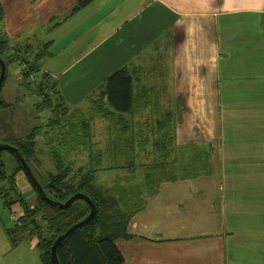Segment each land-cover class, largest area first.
I'll list each match as a JSON object with an SVG mask.
<instances>
[{
  "label": "crops",
  "instance_id": "1",
  "mask_svg": "<svg viewBox=\"0 0 264 264\" xmlns=\"http://www.w3.org/2000/svg\"><path fill=\"white\" fill-rule=\"evenodd\" d=\"M57 4L59 14L68 11ZM96 4L66 24L87 32L77 35L79 55L62 70L44 71L68 102L59 74L75 69L70 80L85 82L84 94L126 66L135 98L127 121L153 122L149 113L164 114L157 127L169 120L168 136L157 139L159 180L146 198L150 137H130L137 151L126 169L127 200L143 204L128 222L131 237L117 241L124 264H264L247 250L264 240V166L244 169L251 160L264 162V0H104L94 12ZM82 96H74L76 105ZM104 137H97L101 145ZM206 144L208 170L197 164ZM243 220L257 227L243 228Z\"/></svg>",
  "mask_w": 264,
  "mask_h": 264
},
{
  "label": "rangeland",
  "instance_id": "2",
  "mask_svg": "<svg viewBox=\"0 0 264 264\" xmlns=\"http://www.w3.org/2000/svg\"><path fill=\"white\" fill-rule=\"evenodd\" d=\"M58 1H60L61 5H69L68 11L65 14H59L61 9L58 10ZM96 2L94 12L101 10L100 7L104 3V0H96ZM75 3L76 0H0V6L3 7L1 28L4 35L19 46L30 47L28 55L24 49L22 53L21 51L20 53L17 51L19 55L18 64H12L8 68L1 94L7 101L13 102V106L7 110H0V143L12 144V138H23L33 128L39 126L40 131L38 135L40 136V140L38 141L37 139L39 148L38 162L32 159V165L40 178L48 177L49 174L55 172L56 168L51 151L57 149L65 160L67 162L70 161L75 167L93 164L94 167L100 170L97 173L98 184L105 188H110L116 179L122 181L123 184L127 182L129 175H127L126 169L129 163H131L129 161L132 158L131 154L137 151V146L132 145V140L130 139L132 134L150 137L149 150H151V155L148 153L146 156L143 155V157L145 162L150 165L152 164L151 167H153L154 162L157 161V139L160 136L157 133L156 120L163 117L164 114L149 113L147 114L148 119L153 122L136 123L135 125L130 124L131 120L130 122L127 121L126 116L131 117V115L117 113L115 114V118H113L114 120H109L107 117L101 115L102 113L98 112V107L94 105V101L98 99V89L87 91L88 88H83L84 94H82L80 84H84L85 82H79L78 85L75 82H71L70 75L75 69L63 75L64 77L59 74L58 79L64 82L65 93L71 100L68 101V104L74 110L79 111H69L66 114L51 110L52 108L46 109L43 112L37 111L35 104L41 101V89L38 87L39 78L37 76L41 71L37 72V74L30 73V81L26 82V77L22 76L21 70L28 72L29 66L33 62L40 65L42 70H62L63 67H67L79 55L80 51L74 53L81 43V40L77 43L78 33L75 32L77 26L74 28L66 26L67 22L72 18L70 16V9L73 8ZM101 17L107 18L108 16L103 12ZM86 33L81 31L78 36L82 37ZM69 38L70 42L74 44L71 48L68 47L67 42H63L64 39L68 40ZM40 53L44 57L41 60H37L35 57ZM79 95H83L82 101L79 102V105H76L74 96ZM103 107L114 111L107 102H103ZM83 108H87L91 112L82 111ZM90 116L93 119L95 118L94 121L91 118L94 126H97L98 123H103L111 127L110 134L108 127L104 130L98 128L92 129L93 135H89L88 142L93 144L95 153H103L97 156L96 163H94V157L90 159L89 152L81 155L77 152L82 149V145H79L80 141L84 140L86 143V140L83 137L82 130H78L80 135L77 134L76 123H80L81 118H88ZM120 116L124 117V121H118ZM134 116L140 118L143 114L135 113ZM51 119L59 120L60 127H54L50 123ZM177 119H179V115H177ZM95 132L97 135H94ZM102 135L105 137L101 146V141L97 137ZM109 137H111L110 140ZM199 147V152L203 153L205 151V154H208L206 149L201 151L204 147L208 148V144ZM181 153L182 157H185L188 151L183 152L182 150ZM0 160L6 163L5 168L9 173L8 181L12 180L14 175L11 174L16 170L18 165L15 161V156L11 151L4 150L0 153ZM259 161L251 160L245 163L244 169L256 171L257 165L264 166V162ZM155 169L153 167V170ZM203 169L208 170V166H204ZM13 180L16 183V187L18 185L19 192L25 196L26 201L34 209L37 196L25 173H17ZM149 186L152 188L155 185L149 184ZM121 191L117 195L119 199L124 200L127 191L125 189ZM142 195L146 198L148 197V192L144 191ZM129 204L134 206L132 202ZM2 205L0 204V264H43L40 258V250L36 246V236L31 237L30 240L23 239L18 245L13 246L9 236L5 232V227L16 224L20 217L24 215L25 207L16 205L14 209L9 211ZM81 205H84V203H81ZM255 221L243 220V223L246 225L242 227L255 229L257 227ZM237 232H240V229ZM245 244L247 245V241ZM240 250L243 251L242 248ZM247 250L249 256L256 263L261 261L264 257V240L249 242ZM251 263L254 264L253 262Z\"/></svg>",
  "mask_w": 264,
  "mask_h": 264
},
{
  "label": "trees",
  "instance_id": "3",
  "mask_svg": "<svg viewBox=\"0 0 264 264\" xmlns=\"http://www.w3.org/2000/svg\"><path fill=\"white\" fill-rule=\"evenodd\" d=\"M92 2L93 0H77L70 14L76 13ZM2 19L3 7L0 6V57L6 63L7 75L9 66L18 64L19 55L17 51L18 53L20 51L22 53L24 49L28 55L30 47L19 46L16 42L6 37L1 28ZM43 57L44 55L40 53L35 58L41 60ZM40 71L41 73L37 77L39 78L38 87L41 89V101L35 104L37 111L43 112L46 109L49 110V108L61 114H66L69 111H79L74 110L68 104L59 89L58 80L53 79L50 73L42 70L36 62H33L29 66L28 72L21 70L22 76L26 77V82L30 81V73L37 74ZM2 89L0 90V110H7L13 106V102L7 101L2 96ZM103 102H107L114 111L105 109ZM94 105L98 107V112L102 113L101 115L107 117L109 120H114L113 118H115V114L117 113L121 115L133 113L135 107L133 77L126 66L116 70L105 79L98 89V99L94 101ZM91 118L92 116L81 118L80 123H76L77 134L80 135L78 130H82L83 137L86 140V143L84 140L80 141L79 145H82V149L77 152H89L90 159L94 157V163H96L97 156L103 153L96 154L93 150V144L88 142L89 135H93V118L92 120ZM118 121H124V117L120 116ZM50 123L54 127H60V122L57 119H51ZM166 124H169V120L164 121L163 119L159 122L157 133L160 136H168L169 130L166 128ZM39 131L40 127L37 126L23 138H12L13 143L11 145L17 147L21 152L47 197L57 202H66L75 193H83L91 198L96 207L94 217L87 224L76 229L59 244L57 255L60 264H124V254L117 247V241L131 237L127 229L128 222L136 211L141 209L143 199L138 198L137 202L130 200L129 202H132L134 206L129 204L127 200L128 193L124 200L119 199L117 194H120L123 189L127 191V185H129L128 179L124 184L122 181L116 179L110 188H105L97 182V173L100 171L98 168L94 167L93 164L75 167L69 160L67 162L57 149L51 151L56 168L55 172L49 174L48 177L40 178L32 165V159L38 162L39 148L37 137L39 136ZM99 150L101 149L99 148ZM2 151L4 150H0V153ZM12 154L15 156L13 152ZM206 155L205 151L203 153L199 152L197 155V164L198 166L201 165V168L202 166H206L204 164ZM15 159L18 165L11 175L16 176L20 172L25 173L19 159L16 156ZM161 164L157 160L153 165L156 169L146 172L144 176L145 185L148 186L149 184L158 182V167ZM143 165L149 167L152 164L144 162ZM5 167L6 163L0 160V204H3L2 206L9 211L14 209L16 205L25 207V213L20 217L19 221L12 226L5 227V232L9 236L10 242L13 246H16L23 239L30 240L31 237L36 236V246L40 250L42 263L54 264L51 259V251L55 240L75 223L85 219L91 211L90 205L81 198L76 199L66 208L52 204L41 196L25 173L37 196L36 206L33 209L31 208V204L26 201L25 196L19 192L18 185L16 187V183L13 180L14 176L12 180L8 181L9 173ZM154 190L151 187L147 188L146 192H148V196ZM135 197L136 195H133L131 199H135ZM81 203H84V205H81Z\"/></svg>",
  "mask_w": 264,
  "mask_h": 264
},
{
  "label": "water",
  "instance_id": "4",
  "mask_svg": "<svg viewBox=\"0 0 264 264\" xmlns=\"http://www.w3.org/2000/svg\"><path fill=\"white\" fill-rule=\"evenodd\" d=\"M0 65H1V72H0V90H1L2 86L4 84V80L6 77V70H7L6 63L1 57H0ZM0 150H9L15 154V156L19 159L20 163L22 164L24 171H25L26 175L28 176V178L31 180L32 184L36 187L37 191L41 194V196L44 199H46L48 202L55 204V205H58L61 208H66V207L70 206L76 199L81 198V199H84L90 205L91 211H90L89 215L85 219L75 223L64 234H61L55 240V242L52 246L51 259H52V262L54 264H60V261H59L58 255H57V249H58L59 244L65 238L70 236L76 229L84 226L94 217V215L96 213V207H95L94 202L91 200V198L89 196H87L86 194H83V193H75L66 202H57V201L50 199L45 194L40 182L35 177L31 167L28 165L25 158L23 157V155L21 154V152L18 150L17 147H15L11 144H7V143H5V144L0 143Z\"/></svg>",
  "mask_w": 264,
  "mask_h": 264
}]
</instances>
